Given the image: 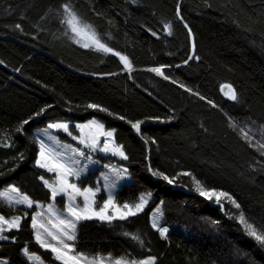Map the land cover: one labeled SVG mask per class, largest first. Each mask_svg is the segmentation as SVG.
<instances>
[{
  "label": "trees",
  "instance_id": "obj_1",
  "mask_svg": "<svg viewBox=\"0 0 264 264\" xmlns=\"http://www.w3.org/2000/svg\"><path fill=\"white\" fill-rule=\"evenodd\" d=\"M64 4L126 55L131 71L118 57L77 43L63 22ZM193 41L199 59L188 60ZM161 66L169 79L149 71ZM224 83L236 100L224 95ZM90 117L115 129L128 157L132 179L119 189V200L143 191L154 197L126 220L81 221L79 251L153 255L155 264H264V244L238 220L242 211L264 235V156L239 130L250 129L264 143V0H0V189L13 182L31 199L48 201L31 130ZM136 122L140 132L131 126ZM195 180L229 193L240 208L202 197ZM160 201L165 237L151 221ZM0 211L23 215L19 229L0 240L9 264H33L22 253L26 245L61 264L34 239L32 209L25 214L0 198Z\"/></svg>",
  "mask_w": 264,
  "mask_h": 264
},
{
  "label": "snow or ice",
  "instance_id": "obj_2",
  "mask_svg": "<svg viewBox=\"0 0 264 264\" xmlns=\"http://www.w3.org/2000/svg\"><path fill=\"white\" fill-rule=\"evenodd\" d=\"M64 13L66 14V18L63 21L70 30L71 33L74 34L75 37H80L83 39L84 37H88L91 43L85 42L82 43V47L84 48H94L96 51H101L107 54H112L119 58V61L124 65L125 69L131 71L132 64L129 58L126 55H122L120 52L115 51L113 48L109 47L107 43L102 42V40L96 35L93 31H89L91 29V25L83 24L79 15L71 8L69 4H64ZM177 14L179 15V6L177 8ZM19 27V25H17ZM170 31V25H166ZM187 27V25H185ZM190 31V30H189ZM155 35V33H153ZM77 43H80L81 40L77 39ZM192 52L193 55L188 57V60L191 59H199L198 56L195 55V42L192 43ZM185 61V63L188 62ZM156 73L158 76H162L164 79H169L167 75H165L163 66L161 67H154L149 69ZM176 83L175 80L172 81ZM184 87L183 85H180ZM228 91L225 93L229 96L231 100H236L237 96L235 90L232 88L231 85H225ZM186 91H191V89H186ZM204 99V97H200ZM209 103H211L209 101ZM215 107V105H213ZM89 108L92 109H99L100 111H106V109L100 108L99 105L96 104H89ZM123 119V117H120ZM24 123H28V121H24ZM95 126L97 134L93 135L88 140L80 139L79 137H73V139H78L79 143L84 144L86 148L91 149L92 151H96L97 149L101 152H111L113 155H119L123 159H127L128 157L125 155L123 151V147L120 145H116L114 140L111 138L113 137L114 133L112 131H105L104 124L98 122L97 120L93 119L89 122L88 125H76V128L83 130L85 127ZM132 128L135 129L137 132H140L141 122L132 123ZM236 128V125H232ZM48 128H57L62 129L64 132H68L69 135V125L68 123H56V124H49ZM242 133V137L246 143L250 147L255 148L257 151L260 152L261 156H264V143L261 142L260 139H257V134L253 133L250 129L244 130L239 129ZM105 137L103 141V147H99L100 144V137ZM259 136L264 138V126L261 127L259 130ZM7 146V145H5ZM63 148L70 151V155L66 154L63 151H59L56 148L48 147L43 141L40 142V158L36 161L37 165L42 168L46 169L47 172L55 173V181L53 183H49V180L45 179L44 176H41L40 179L43 181L44 186L48 187L51 190L52 199L58 195H67L68 196V205L66 208L67 215L64 216L60 213H57L52 205L48 206L49 212V220L47 224L41 223L37 216H33L31 218L32 228L37 229L36 231V240L41 245V247L49 250L52 254H54V259L60 261L61 264H103L102 261H89L83 254L77 253L75 251V244L70 243L74 242L77 239L76 236V229L77 225L80 221L83 220H92L97 219L100 221H107L111 223L115 219L126 220L131 216H135L138 212L142 211L144 206L148 203L147 197H141L140 202L135 205H129L127 203L123 204L122 207L117 205L112 196L109 195L108 198L103 202V204L97 209L95 207V196L97 192L100 191L99 188L93 190L92 188H84L81 189L75 183L70 182V177H77L79 178L85 168H79L77 165L80 163L76 157H85L86 159H91L90 156H86V153L78 147H72L71 145H63ZM115 171V170H114ZM126 171V169H125ZM152 174L154 176H160L164 180H166L169 184H172L174 181L170 179L168 176L164 175L159 171H153ZM184 175H191L190 173H183ZM117 177L121 174L119 172L116 173ZM105 179H107L105 177ZM195 179V178H193ZM196 183V190L202 197H205L207 200H214L215 203L221 205L223 208V204L221 203L222 198H226L227 201L231 202L237 209L240 208L239 203H237L232 196L229 195L227 192L217 191L215 189H205L199 180H195ZM114 186V185H113ZM11 193H19L20 190L15 186H10L9 189L4 191H0V198H3L8 201V204L11 206L12 204H26L28 208L33 207V201L27 195H21L18 197H13L9 195ZM77 196L83 198V207H80L76 204ZM150 196V194H149ZM112 210L111 213L109 210ZM157 214H159V209H157ZM239 223L244 225L247 234L249 236L254 237L259 243L264 244V235L258 234L256 228L248 223L245 219L244 213L241 211L238 217ZM20 217H14L12 219H6L3 215H0V240H7L9 237L4 235L5 232H11L13 229H19L20 227ZM152 227L159 231L161 237H165L167 233V228L159 227L156 219L154 218L152 221ZM43 229V233L40 231ZM46 234L47 237L50 238V242L44 237ZM128 235V233H125ZM133 239L139 240V237H132ZM25 254H28V250L25 249ZM29 259H36L39 260L40 258L37 256H29ZM155 257H149L147 260H142L139 264H155ZM114 264H127L126 261L122 260H115ZM132 264H137V262L133 261Z\"/></svg>",
  "mask_w": 264,
  "mask_h": 264
},
{
  "label": "rangeland",
  "instance_id": "obj_3",
  "mask_svg": "<svg viewBox=\"0 0 264 264\" xmlns=\"http://www.w3.org/2000/svg\"><path fill=\"white\" fill-rule=\"evenodd\" d=\"M90 32L93 31L92 29L89 30ZM76 39H80V43H91L90 39L88 37H84L81 39L80 37H75ZM154 68V67H153ZM97 120L100 123H103L96 117H90L84 121H78V120H55L50 121L46 124H40L36 125L32 128L31 132L33 136L35 137L38 145V154L36 161L40 158V142L43 141L48 147L56 148L59 151H63L66 154L70 155V151L63 148V145H71L72 147H78L81 150H83L86 153V156H90L91 159H86L85 157H76L80 161V163L77 165L79 168H85V170L82 172L79 178L77 177H70V182L75 183L78 187L81 189L84 188H92L95 190L96 188H99L100 191L97 192L95 196V207L98 209L103 202L108 198L109 195L112 196L114 202L121 206L125 203L129 205H135L140 202L141 197H147L148 203L144 206V208L152 201L154 194L152 191H143L141 192L138 197L134 199H127V200H119L118 198V191L119 189L127 182L131 181L132 174L129 170V167L124 162L125 159L121 158L119 155H113L111 152L105 153L101 152L98 149L96 151H92L89 148H86L84 144L79 143L78 139H73V137H79L80 139L88 140L90 142V139L93 135L97 134V129L95 126L91 127H85L83 130L76 128V125H88L91 120ZM56 123H68L69 125V132L71 135H69L68 132H64L62 129L57 128H48L49 124H56ZM104 124V123H103ZM105 126V124H104ZM105 131H112L114 133L113 137L111 138L114 140L116 145L117 144L115 140V129L113 128H107L104 127ZM105 137H100V144L99 147H103V141ZM121 146V145H120ZM124 151V150H123ZM125 153V152H124ZM126 155V154H125ZM37 164V163H36ZM126 169V171H125ZM45 171L44 174L41 176H44L45 179L49 180V183H53L55 181V173L47 172L46 169H43ZM115 170V171H114ZM119 172L121 175L117 177L116 173ZM105 177L107 179H105ZM43 182V181H42ZM114 185V186H113ZM10 186H15L19 189V187L13 183H7L3 185L0 189V191H4L6 189H9ZM47 189L50 191V198L48 201L45 202H38L33 199H31L26 193L22 192L20 189L19 193H11L9 192V195L13 197H18L21 195H27L34 203L32 208H28L26 204H12L13 206H21L24 208V213L27 214L29 210L32 209L31 218L33 216H37V214H40L37 216L38 220L41 223L47 224L50 216L48 212V206L52 205L53 209L64 216L67 215L66 208L69 203L68 196L67 195H58L55 200L52 199L51 196V190L47 187ZM150 194V196H149ZM3 199V198H2ZM8 203L7 200L3 199ZM76 204H78L80 207H83V198L77 196L76 198ZM143 208V209H144ZM157 209H159V214H157ZM111 209L109 212L111 213ZM163 213V203L162 201L156 203L151 211V221L155 218L159 227L161 228H167L160 225V220ZM0 215H3L6 219H12L14 217H20L21 221L23 218L22 213H12V214H6L2 211H0ZM20 221V223H21ZM81 222V221H80ZM80 222L77 225L76 229V236L78 232V226ZM32 227V223H31ZM33 229V228H32ZM168 230V228H167ZM36 231L37 229H33L34 239L36 240ZM40 231L43 233V229H40ZM6 235V232L4 233ZM44 237L49 240L52 243H55L54 241H51L49 237L44 234ZM37 241V240H36ZM75 244V251L77 253L83 254L84 257H86L89 261H102L103 264H114L115 260H122L126 261L127 264H132L133 261L137 262L139 264L142 260H147L149 257H155L153 255H149L142 258H134L130 256H114L110 253L101 254H89L86 252L79 251L77 249V243L76 240L74 242H70ZM25 249L28 250V254H25ZM22 253L26 258L33 264H51L48 261H46L40 254L36 252H32L29 250L28 246H24L22 248ZM54 255V254H53ZM29 256H37L40 259H29ZM156 258V257H155ZM60 262V261H59ZM156 262V259H155ZM61 263V262H60ZM0 264H9V258L0 256Z\"/></svg>",
  "mask_w": 264,
  "mask_h": 264
},
{
  "label": "water",
  "instance_id": "obj_4",
  "mask_svg": "<svg viewBox=\"0 0 264 264\" xmlns=\"http://www.w3.org/2000/svg\"><path fill=\"white\" fill-rule=\"evenodd\" d=\"M225 85H231V84H230V83H224V84H222V87H221L222 92L224 93V95L227 96V97L229 98V96L225 94V93L228 91V89H227L226 87H224ZM231 86H232V85H231ZM232 88H233V86H232ZM233 89H234V88H233ZM141 125H142V124H141Z\"/></svg>",
  "mask_w": 264,
  "mask_h": 264
}]
</instances>
